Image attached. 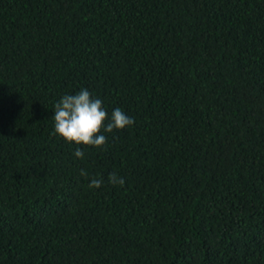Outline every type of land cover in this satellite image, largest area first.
<instances>
[{
  "label": "trees",
  "instance_id": "obj_1",
  "mask_svg": "<svg viewBox=\"0 0 264 264\" xmlns=\"http://www.w3.org/2000/svg\"><path fill=\"white\" fill-rule=\"evenodd\" d=\"M0 264H264V0H0Z\"/></svg>",
  "mask_w": 264,
  "mask_h": 264
}]
</instances>
